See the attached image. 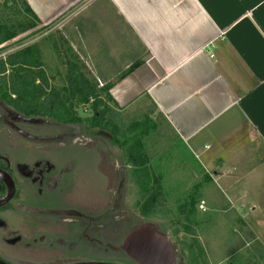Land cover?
I'll return each mask as SVG.
<instances>
[{
    "label": "crops",
    "instance_id": "0c3cea01",
    "mask_svg": "<svg viewBox=\"0 0 264 264\" xmlns=\"http://www.w3.org/2000/svg\"><path fill=\"white\" fill-rule=\"evenodd\" d=\"M25 1L101 84L114 82L121 130L155 137L162 121L161 140L169 129L231 195L262 209L249 198L264 193V0ZM261 248L245 262L264 264Z\"/></svg>",
    "mask_w": 264,
    "mask_h": 264
},
{
    "label": "rangeland",
    "instance_id": "374dc122",
    "mask_svg": "<svg viewBox=\"0 0 264 264\" xmlns=\"http://www.w3.org/2000/svg\"><path fill=\"white\" fill-rule=\"evenodd\" d=\"M54 31L56 29H53L52 25H40L24 36L25 45L39 42L48 72L57 78L59 75L56 71L63 72L64 67L51 46V33ZM58 80L59 77L56 81L60 83ZM0 109L4 112L14 111L1 98ZM78 111L84 119L91 116V112L84 113L81 109ZM124 118L128 124L133 119L131 115ZM134 118L138 120L137 117ZM41 119L43 120L41 123L33 125L40 127L41 134H47L43 137L56 138L57 133L73 131L74 137L86 142L91 141L86 147L72 146L67 152L82 164L80 172L87 185V215L98 216L108 208L116 186L111 158L121 154L122 149L123 154L134 158L133 163L122 164L123 175L125 177L128 175V179L124 181L123 198L118 212L123 218L120 224L122 235L143 222H153L172 239L177 264H196V259L202 264H247L245 262L247 256L262 250L264 220L260 221V218L261 216L264 218V204H261V210H253L254 206L249 201L231 195L222 181L215 179L213 169L208 168L204 157L192 154L190 146L183 145L172 132L168 131L169 129L165 130V139L161 140L164 137L163 127L167 126L162 121L161 123L158 121L155 137L151 134H143V137L139 135L140 140L137 139V143L136 140H132L131 147L124 148L126 141H131L127 139L128 132L132 134L131 129L129 131L122 129L121 137H113L110 130L108 132L106 128L93 127L86 120L82 124H74L64 129V126L49 118ZM139 121L147 122L145 117H141ZM1 123L4 124L2 121ZM2 125L0 144L3 146L7 144L5 139L8 138L9 132L7 126ZM24 125L30 128L28 124ZM18 137L12 138L21 139ZM36 144L41 145L43 142ZM137 144L141 147L139 155L143 157L136 155ZM129 149V152L126 151ZM147 175L150 176L148 186L150 188L160 186L161 189L159 201L144 215L142 206L149 196V191L144 190L141 183L143 184ZM259 189L263 187L257 188L255 192ZM249 199H255V205L262 203L264 193L253 194ZM191 201L194 202L195 213L189 221L187 212L190 210Z\"/></svg>",
    "mask_w": 264,
    "mask_h": 264
},
{
    "label": "flooded vegetation",
    "instance_id": "af4514ba",
    "mask_svg": "<svg viewBox=\"0 0 264 264\" xmlns=\"http://www.w3.org/2000/svg\"><path fill=\"white\" fill-rule=\"evenodd\" d=\"M17 114L0 109V125L4 122L9 132L7 144H0V169L10 176L14 187L10 201L0 206V259L7 264H139L121 248L132 229L122 235L123 218L118 213L128 179L122 164L134 158L127 157L122 149L111 158L115 194L101 214L87 215L82 164L67 152L72 146L86 147L91 141L74 137L73 131L42 139L47 134H41L39 126ZM56 123L64 129L74 125ZM8 193L9 185L0 179V200Z\"/></svg>",
    "mask_w": 264,
    "mask_h": 264
},
{
    "label": "trees",
    "instance_id": "16d2710c",
    "mask_svg": "<svg viewBox=\"0 0 264 264\" xmlns=\"http://www.w3.org/2000/svg\"><path fill=\"white\" fill-rule=\"evenodd\" d=\"M38 26L40 20L25 0H0V98L27 117L49 118L62 124H82L86 120L93 127L110 130L113 137H121L120 115L110 93L114 82L101 84L57 29L51 33V46L64 67L63 72L56 71L60 82L57 83V78L48 72L39 42L25 45L24 35ZM139 64L140 61L134 63L118 78ZM79 109L91 112V116L82 118ZM135 134L128 132L127 139L131 141L127 140L124 148L139 139L140 134ZM145 179L141 187L149 191V196L142 206L144 215L159 201L161 189L148 186L149 175ZM192 201L187 212L189 221L195 213ZM195 262L202 264L198 259Z\"/></svg>",
    "mask_w": 264,
    "mask_h": 264
},
{
    "label": "water",
    "instance_id": "95a60500",
    "mask_svg": "<svg viewBox=\"0 0 264 264\" xmlns=\"http://www.w3.org/2000/svg\"><path fill=\"white\" fill-rule=\"evenodd\" d=\"M17 116L24 121L36 124L41 118ZM25 135V133H23ZM29 136V135H28ZM30 138L32 136H29ZM42 139H52L42 137ZM0 179L9 185L8 195L0 200V206L8 203L13 196L14 187L10 176L0 169ZM121 248L139 264H177L176 250L168 234L160 231L153 222H143L132 229L123 241ZM0 264H7L0 259ZM74 264H114L107 262H83Z\"/></svg>",
    "mask_w": 264,
    "mask_h": 264
}]
</instances>
